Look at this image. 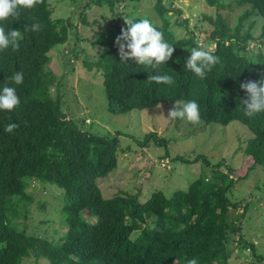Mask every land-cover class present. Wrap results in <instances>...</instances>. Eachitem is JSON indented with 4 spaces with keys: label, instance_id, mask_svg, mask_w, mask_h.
<instances>
[{
    "label": "trees",
    "instance_id": "trees-1",
    "mask_svg": "<svg viewBox=\"0 0 264 264\" xmlns=\"http://www.w3.org/2000/svg\"><path fill=\"white\" fill-rule=\"evenodd\" d=\"M206 1L214 7L215 15L203 16L212 29L202 44H216L214 54L219 63L204 78L185 67L191 49L201 43L185 19L178 16L171 22L166 17L168 12L181 13L169 0L154 4L161 20L154 24L175 48L165 64L153 70L131 60L121 61L115 39L126 25L118 19L97 32L93 42L100 45L99 52L84 62L88 70L100 72L110 113L195 100L203 122L228 125L237 121L249 128L247 141L234 152L242 150L241 157L246 156L249 166L244 174L235 179L241 165L233 162L232 166L223 158L211 163L202 154L191 159L177 155L174 160L202 164L203 172L185 190L176 189L169 196L153 190L145 201L138 193L122 191L109 198L102 196L97 179L117 167L119 137L93 134L77 123L70 111L64 112L59 80L56 82L55 74L46 68L50 52L76 34L73 23L52 18L48 0L32 9L19 8L18 20L0 21L6 32L15 28L21 33L17 51L11 47L0 50V89L14 87L20 98L12 111L0 110V264H21L30 257L45 260V264H185L191 257L197 258L198 264L227 263L232 235L241 232L248 201L254 199L251 194L237 199L232 188L257 166L264 168V112L248 118L240 106L246 98L240 84L258 80L264 73V40L250 51L248 43L255 37L251 28H243L245 21L250 26L254 23L251 16L264 18V0ZM104 4L113 9L114 0H87L83 7ZM237 7L243 9L230 24L228 15ZM225 9H229L228 15ZM36 22L42 26L40 31H31ZM174 24L184 26L186 33L178 35ZM263 36L262 31L259 37ZM18 71L24 79L15 85L10 77ZM157 73L171 75L174 83L156 84L147 79ZM12 122L19 127L5 132ZM152 140L165 144L153 131L137 143L149 146ZM207 167L208 173L204 171ZM34 180L63 190L66 230L57 243L27 232L26 205L32 194L26 188ZM241 206L242 212L233 216L231 211ZM10 208L17 209L20 216L9 214ZM134 231L139 233L132 238ZM239 244L250 247L249 251L254 247L243 236ZM251 255L257 256L254 248ZM262 259L258 256V263L264 264Z\"/></svg>",
    "mask_w": 264,
    "mask_h": 264
},
{
    "label": "rangeland",
    "instance_id": "rangeland-1",
    "mask_svg": "<svg viewBox=\"0 0 264 264\" xmlns=\"http://www.w3.org/2000/svg\"><path fill=\"white\" fill-rule=\"evenodd\" d=\"M48 1L49 7L53 8L52 18L69 19L76 32L75 35H70L68 43L50 52V60L46 66L55 74L56 82L59 80L64 112L70 111L68 112L70 116L93 134L119 137L117 167L107 176L97 179V185L104 198L122 191L138 193L140 200L145 201L153 190H161L166 196L171 195L176 189L185 190L189 183L203 172V168L200 163L188 164L174 160L177 155L191 159L202 154L211 163L223 158L232 166L234 163L235 166H238L237 163L241 165V169L234 174L235 179L244 174L249 166L246 156L241 157L242 150L235 154L234 152L237 146L242 149L244 145L242 142L247 141L248 133L250 135L249 128L245 125L237 121L222 125L205 123L202 120L199 124H192L186 120L167 119L168 111L174 104L164 103L143 110L110 113L100 72L95 68L88 70L84 65L86 59H91L93 54L99 52L100 45L93 40L111 21L118 19L123 22L125 18L147 17L153 23L160 24L161 20L154 10L156 0H114L113 9L108 4L102 7L98 5L83 7L87 0ZM169 1H172L173 6L181 13L179 15L168 12L166 17L171 22L178 16L185 19V25L192 28L202 44L212 29V25L207 23L203 16H214V7L207 4L206 0ZM242 9L237 7L229 15V9L224 10L230 24L235 22L237 14ZM250 20L254 23L250 26L249 22L245 21L243 28H251L250 32L255 38L248 43V48L255 51V43L264 40V36L259 37L262 31L264 32V18L251 16ZM173 29L178 35L186 33L182 25L174 24ZM51 92H54L53 89ZM150 131L155 132L157 137H162L165 144L154 143L152 140L149 146L139 145L137 141H143L144 135ZM209 169L210 167L204 168V171L208 173ZM26 192L32 194L26 205L27 232L57 243L66 230L64 222L66 214L61 209L63 190L53 183L34 180L26 188ZM231 193L237 199L250 194L254 199L250 198L248 201L249 208L243 215L241 232L232 235L233 241L228 245L231 253L226 264H260L257 257L264 260V168L257 166L251 170L246 179L238 181L233 186ZM14 201L16 200L12 199V202ZM9 210L13 217L15 213V217L20 216L17 209ZM242 210L241 206L239 210L231 212L234 216L240 214ZM20 219L18 218V221ZM87 219L95 221L92 217ZM138 233L139 231H134L131 237L135 238ZM241 236L253 244L257 256L251 255L253 248L249 251L250 247L240 246ZM45 263V260L36 261L32 257L24 258L21 262V264Z\"/></svg>",
    "mask_w": 264,
    "mask_h": 264
},
{
    "label": "clouds",
    "instance_id": "clouds-1",
    "mask_svg": "<svg viewBox=\"0 0 264 264\" xmlns=\"http://www.w3.org/2000/svg\"><path fill=\"white\" fill-rule=\"evenodd\" d=\"M43 3V0H0V21H6L10 17L19 19V8L32 9ZM126 27L120 29V34L115 39L118 47L120 60L134 61L135 64L157 69L165 64L173 55L174 46L169 44L163 33L156 27L150 18L139 19L125 18ZM39 22L31 25V31H40ZM21 33L18 29L5 30L0 26V50L11 47L13 51L19 49ZM216 44L205 46L198 44L193 47L189 58L185 61V67L197 77L204 78L208 71L219 63V57L215 55ZM12 83L20 85L23 83V72H15L10 77ZM147 79L156 84L171 85L173 77L168 74L148 75ZM240 88L246 93V98L240 101L242 112L245 117L252 118L264 112V73L260 74L258 80H246L240 84ZM20 104V98L14 87L5 85L0 89V110L12 111ZM167 119L186 120L192 124L201 123L199 105L195 100H175L173 107L168 111ZM19 127L12 122L6 125L4 131L14 132ZM185 264H198L195 257L188 258Z\"/></svg>",
    "mask_w": 264,
    "mask_h": 264
}]
</instances>
